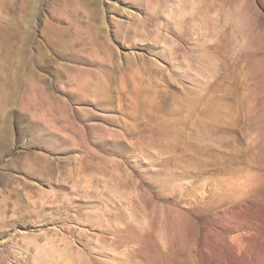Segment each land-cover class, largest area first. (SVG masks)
I'll list each match as a JSON object with an SVG mask.
<instances>
[{
    "label": "rangeland",
    "instance_id": "1",
    "mask_svg": "<svg viewBox=\"0 0 264 264\" xmlns=\"http://www.w3.org/2000/svg\"><path fill=\"white\" fill-rule=\"evenodd\" d=\"M0 264H264V0H0Z\"/></svg>",
    "mask_w": 264,
    "mask_h": 264
}]
</instances>
